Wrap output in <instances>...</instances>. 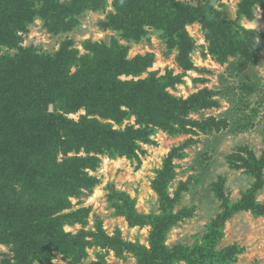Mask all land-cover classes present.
<instances>
[{
  "label": "rangeland",
  "instance_id": "rangeland-1",
  "mask_svg": "<svg viewBox=\"0 0 264 264\" xmlns=\"http://www.w3.org/2000/svg\"><path fill=\"white\" fill-rule=\"evenodd\" d=\"M34 1L36 8L47 5L42 0ZM124 1L102 0V9L98 11L71 12L67 18L71 30L57 34L48 30L39 15L20 26L19 18L23 20V14H19L12 24H0V31H5L2 38L11 44L0 45V58L10 57L11 65L17 61L19 49L50 57L59 53L61 45L67 41L72 42L68 50L74 51L77 59L89 54L86 46H118L123 52L122 59L132 66L127 74L118 76L121 82L147 86L151 74L157 79L169 71L173 77L181 76L182 82L172 89L166 88L163 94L189 104L194 99L209 97L208 101L213 104L188 110L183 118L177 119L183 121V125L172 122L171 131L150 126L151 143L138 141L143 153L136 152L137 159H130L127 153L110 157L107 151L100 153L98 147L89 154L82 150L77 155H64L58 149V165L67 157L78 156L91 158L96 166L79 168L78 196L74 193L60 195L61 205L57 207L46 202L50 210L41 215L54 221L52 232L40 229L39 223L31 229H22V241L18 244L22 250H18L14 242L6 243L4 233L7 234L14 223L12 215H8L10 212L17 207L23 211L30 209L34 189L11 181L15 193L9 204L10 212L0 216V264H40L34 256L41 255L48 264H141L151 255L154 219L166 220L169 228L164 236L166 248L192 249L202 244L211 227L219 228L216 222L224 213V206L232 207L245 196L248 205L223 221L219 228L222 236L214 249L232 252L233 261L228 264H264V165L258 171V180V175L247 173L246 168L236 162L237 156L246 157L244 148L257 160L264 148V20L259 5L251 6V16L247 17L245 10L240 9L242 0H216L214 4L223 18L230 22L239 19L245 38L244 30L255 33L250 59L235 54L220 64L208 51L201 25L194 22L185 26L194 45L190 56L194 69L183 71L176 63V49L167 43L168 27L181 5L195 3L192 0H146L148 4L143 5L138 0ZM18 2L17 6H24L22 0ZM122 2L124 5L120 6ZM156 12L160 13L158 17H154ZM164 14L167 18L162 20ZM114 20L126 24L113 25ZM237 31L235 25L231 27V34ZM147 55L153 58L151 64L137 75L134 68L137 62L132 64L137 60L143 62ZM77 69L71 66L70 75ZM152 94L157 98H148L149 101L161 102L160 95ZM35 99L28 98L27 102L31 104ZM56 106L49 102L46 113L59 114L74 123L86 118L90 121L87 125L95 128L97 136L103 135L105 124L111 126L113 138L118 141L117 132L139 127L135 115L118 124L103 114L90 113L83 104L77 105L76 111L71 113ZM120 110L130 112L125 105L120 106ZM33 111L37 113V108ZM168 161L171 168L167 166ZM169 169L172 177L168 182L162 181L165 187L160 188L158 181ZM49 174L51 180L59 178L67 183L73 180L70 177L68 180L69 175L64 171L54 172L53 168ZM163 188L166 197H162ZM22 252L30 256V261Z\"/></svg>",
  "mask_w": 264,
  "mask_h": 264
},
{
  "label": "trees",
  "instance_id": "trees-1",
  "mask_svg": "<svg viewBox=\"0 0 264 264\" xmlns=\"http://www.w3.org/2000/svg\"><path fill=\"white\" fill-rule=\"evenodd\" d=\"M42 1L47 2L48 6L36 8L34 0H22L24 6L21 7L16 5L19 3L18 0H0V24L10 25L15 22L19 14H23L21 16L23 20L19 18L21 26L22 22L39 15L48 30L57 34L71 30V24L67 20L71 12L79 14L87 9L94 11L102 9V0ZM119 1L115 0L118 3ZM126 1L129 2L125 0L124 3ZM138 1L143 5L148 4L146 0ZM192 1L195 5H181L168 27L167 34V43L176 49V63L183 71L194 69L190 60L194 45L192 38L185 30V26L194 22L201 25L205 40L208 42V51L212 56L217 57L220 64L225 63L228 56L235 54L247 59L253 56L251 46L254 32L242 30L246 35L245 38L241 34L239 19L230 22L214 9L216 0ZM256 4L259 5L264 20V0H242L240 9L245 10L244 15L249 17L251 16L250 7ZM122 5H124L123 2L120 6ZM120 13H124L123 8H120ZM158 15L160 13L156 12L154 17ZM166 18L164 14L162 20ZM123 21L114 20L113 25H123L125 23ZM234 25L238 31L231 34V27ZM1 32L2 30L0 45H11L2 38L5 31ZM71 44L70 41L63 43L59 53L50 57L43 54L33 55L32 51L19 49L17 61L11 65H9L11 60H8L10 57L0 58V216L10 212L9 204L15 193L11 181L34 189L30 209L23 211L17 207L14 212L8 214L12 215L14 223L7 234L4 233L7 238L6 243L14 242L18 250H22L18 246L19 240L22 241V229H31L33 225L39 223L40 229L43 227L50 232L54 230V221L42 218L41 215L50 210L46 202H51L49 206L57 207L61 205L60 195L67 196L68 193H74L78 196L80 190L76 183L80 181L79 168L90 166L94 169L96 166V163L91 162V158L78 156L67 157L62 165H58V149L64 155H77L82 150L85 154H89L98 147L100 153L107 151L110 157L127 153L130 159H137L136 152L143 153L138 141L151 143L148 137L153 130L150 126L171 131L172 122L183 125V121L177 119L183 118L188 110L206 108L213 104L212 101H208L209 97L194 99L189 104L179 103L171 96L163 94L166 88L172 89L177 83L182 82L181 76L173 77L169 71L157 79L154 78V74H151L147 80V86L145 83L132 85L121 82L118 76L122 73L127 74L132 66L122 59L123 52L118 46H86L89 54L82 59H77L75 52L68 50ZM145 58L143 62L137 60L132 64L137 62L134 66L137 75L150 66L153 59L151 55ZM71 66L78 68L72 75L69 73ZM153 92L161 96V102L148 100L151 97L157 98L152 94ZM31 97L37 99L29 104L27 100ZM49 102L56 104L59 107L56 106V109L66 113L75 112L76 106L83 104L90 113L103 114V117L112 119L118 124L130 115H135L139 127L137 129L127 127L125 131L117 132L120 135L118 141L113 138L114 132L111 126L105 124L104 136L101 134L97 136L95 128L87 125L90 121L86 118L80 123H74L59 114H47L46 108ZM122 105L129 107L130 112H122L120 110ZM34 108H37V113L33 111ZM243 151L246 157H236L238 159L236 162L240 163L238 166H244L247 173L258 175V171L264 165V148L258 160L247 148ZM167 166L171 168L170 161L167 162ZM50 168H53L54 172L64 171L69 175L68 180H70L69 177L73 179L70 180L72 182L67 183L66 180L59 178L51 180L48 176ZM169 171L170 169L158 181L160 188L165 187L162 181L168 182L171 179L172 174ZM161 191L162 197H166L165 188ZM41 195H45L43 199H39ZM246 199V196L243 197L232 207L225 205L224 213L216 222L217 227L220 228L223 221L236 211L244 210L246 204L248 205ZM165 221L162 217L154 219L151 223L153 225L151 255L146 256L147 258L141 264H176L181 261L187 264H228L229 261H233L232 252L215 251L214 247L222 236L219 228L216 227H211L198 247L166 248L164 236L169 228ZM22 255L30 261L28 254L22 252ZM34 257L39 259L40 264H48L45 263L44 256Z\"/></svg>",
  "mask_w": 264,
  "mask_h": 264
}]
</instances>
